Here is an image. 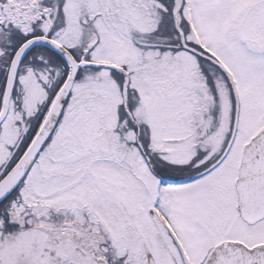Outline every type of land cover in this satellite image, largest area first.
Masks as SVG:
<instances>
[{"label":"snow or ice","instance_id":"snow-or-ice-1","mask_svg":"<svg viewBox=\"0 0 264 264\" xmlns=\"http://www.w3.org/2000/svg\"><path fill=\"white\" fill-rule=\"evenodd\" d=\"M0 264H264V0H0Z\"/></svg>","mask_w":264,"mask_h":264}]
</instances>
